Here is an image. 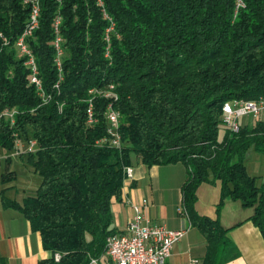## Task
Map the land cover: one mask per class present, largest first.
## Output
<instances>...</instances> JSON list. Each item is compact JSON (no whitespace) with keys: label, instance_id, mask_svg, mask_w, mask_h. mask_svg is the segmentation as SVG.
Segmentation results:
<instances>
[{"label":"trees","instance_id":"1","mask_svg":"<svg viewBox=\"0 0 264 264\" xmlns=\"http://www.w3.org/2000/svg\"><path fill=\"white\" fill-rule=\"evenodd\" d=\"M241 1L103 0L102 6L98 0H40L39 26L27 44L50 96L45 101L16 47L31 4L0 0V44L9 41L0 50V113L17 110L14 125L0 120V145L15 151V134L26 144L36 140L35 150L21 155L39 175L33 194L18 201L2 193V199L41 233L50 255L39 264H114L106 255L108 236L119 232L112 227V201L122 194L125 168L135 162L186 164L182 213L206 237L202 264L239 256L220 217L228 197L254 208L249 219L264 237V185L245 162L251 147L264 153V123L231 133L223 112L227 101L264 98V0ZM104 10L115 25L110 57ZM110 84L121 113L120 148L99 144L107 135L108 100L97 91ZM89 98L96 99L94 124ZM2 176L7 184L16 174L6 169ZM202 183L220 186L215 216L197 209Z\"/></svg>","mask_w":264,"mask_h":264},{"label":"crops","instance_id":"2","mask_svg":"<svg viewBox=\"0 0 264 264\" xmlns=\"http://www.w3.org/2000/svg\"><path fill=\"white\" fill-rule=\"evenodd\" d=\"M22 148L12 153L22 154ZM10 158H7V169H10ZM132 167L133 178L124 182L121 196L113 198L112 227L124 231L134 214L132 202L148 198L150 204L145 213L152 223L164 224L169 229H186L185 236L174 245L166 264H194V259L202 264L206 255V237L187 215L179 212L187 179L186 164L179 161L148 166L135 162ZM3 172L0 174V264H39L41 259L50 255L44 249L41 233L32 228L21 211L6 206L2 199V193L18 201L28 194L20 196L13 192L9 184L4 183ZM219 196L218 184L202 183L198 189L199 212L215 216ZM253 212L254 208L245 207L240 200L226 199L221 222L230 228L228 235L239 249V256L226 264H264V237L249 219Z\"/></svg>","mask_w":264,"mask_h":264},{"label":"built area","instance_id":"3","mask_svg":"<svg viewBox=\"0 0 264 264\" xmlns=\"http://www.w3.org/2000/svg\"><path fill=\"white\" fill-rule=\"evenodd\" d=\"M61 2L62 0H58ZM100 5H104L103 0H98ZM242 1L239 0V4ZM41 5L31 8L28 24L22 34L16 41L21 56L26 58L25 64L30 68V83L34 84L38 89L40 95L44 100L50 98L43 91L42 81L39 77L38 66L31 49L27 44V38L30 37L36 28L39 26ZM104 16L111 22L110 26L106 29L105 40L108 42L106 47V57H110V33L114 30V23L111 17L104 10ZM60 18H57L55 23V39L54 46L56 50L55 62L58 69H62V57L64 55L63 38L60 34ZM1 38L4 36L1 34ZM9 43L7 38L3 39L0 44L2 46ZM112 85V84H110ZM58 87V85H56ZM92 88H101L92 87ZM108 100L106 109V116L108 119L107 135L103 137L99 144H110L120 148L122 146V137L119 132L121 123V113L115 107L114 102L118 100L117 97L105 96ZM95 100L88 99L87 116L88 122L94 124L97 121L95 116ZM224 122L229 128L231 133H238L242 124L240 118L252 117L255 121L264 123V98L258 99H233L232 101L223 105ZM15 108L5 109V117L10 119L12 125L15 123ZM1 120V118H0ZM16 136V149L26 146L24 152L35 150L37 141L32 139L27 144L18 135ZM134 176V169L132 166L125 168V181L132 179ZM150 200L143 198L140 202H132L134 210L133 217L124 231L111 234L107 238L106 255L111 259L114 264H166L168 258L172 255L173 247L178 243L186 234V229H169L164 224L152 223L145 213V209L149 206ZM183 200L179 208L182 215ZM194 264H200L198 259L193 260ZM90 264H98V260L94 259Z\"/></svg>","mask_w":264,"mask_h":264},{"label":"rangeland","instance_id":"4","mask_svg":"<svg viewBox=\"0 0 264 264\" xmlns=\"http://www.w3.org/2000/svg\"><path fill=\"white\" fill-rule=\"evenodd\" d=\"M254 122L255 120L249 116L240 118L242 125L253 124ZM223 131L221 130V134ZM25 147L23 146L22 149L25 150ZM12 152L15 151H9L0 145V174L7 169V158L11 157V160H9L10 170L15 171L16 177L8 183L9 188L20 196L26 193H34L39 183V175L34 171L26 155H16ZM245 162L249 173L257 177L260 185H264V153L258 152L251 147L246 153Z\"/></svg>","mask_w":264,"mask_h":264},{"label":"bare ground","instance_id":"5","mask_svg":"<svg viewBox=\"0 0 264 264\" xmlns=\"http://www.w3.org/2000/svg\"><path fill=\"white\" fill-rule=\"evenodd\" d=\"M25 2L26 3H30L31 4V8H35L37 5H40V0H25ZM113 88H115L114 85H110L108 87V89H106V90L100 89V90L97 91V93H99L100 96H103L104 98H105V96H108V97H113L114 96V97H116V94L112 92ZM91 91H93V90H91ZM230 101H232V100H230ZM230 101H227L225 103H228ZM2 117H5V111L0 113V118H2Z\"/></svg>","mask_w":264,"mask_h":264}]
</instances>
